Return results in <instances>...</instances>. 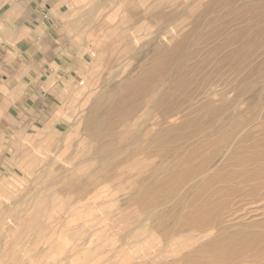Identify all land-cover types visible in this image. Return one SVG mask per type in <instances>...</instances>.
I'll return each mask as SVG.
<instances>
[{
    "label": "rangeland",
    "instance_id": "374dc122",
    "mask_svg": "<svg viewBox=\"0 0 264 264\" xmlns=\"http://www.w3.org/2000/svg\"><path fill=\"white\" fill-rule=\"evenodd\" d=\"M155 3L67 0L63 21L48 18L64 69L48 70V97L42 73L35 103L22 85L14 109L0 112V264H264L263 69L235 92L237 81L228 79L226 95L210 103L220 109L206 120L177 115L158 130L149 124L141 149L88 134L91 104L133 68L124 54L108 64L105 46L131 30L147 40L157 20L145 16ZM149 119L162 117L140 109L126 131ZM112 152L114 161H94Z\"/></svg>",
    "mask_w": 264,
    "mask_h": 264
},
{
    "label": "bare ground",
    "instance_id": "6f19581e",
    "mask_svg": "<svg viewBox=\"0 0 264 264\" xmlns=\"http://www.w3.org/2000/svg\"><path fill=\"white\" fill-rule=\"evenodd\" d=\"M248 1L156 0L155 5L145 16L146 20H157L155 30L146 34L147 40L139 35L140 31L131 30L128 35L123 33L108 45L107 42L104 43V46L107 45L104 49L111 54V57L107 59L108 64L113 61L118 62V55L124 54L127 62L132 61L133 68L131 67L132 71L125 80L120 81V77L119 82L116 81L117 84L114 82L115 85L113 84L112 88L96 98L93 104L90 103L92 105L89 109L91 117L83 123L92 140L104 144L108 140L115 139L118 149H123L125 146L142 145L144 136L150 134L149 124L158 130L163 123L172 125V120L177 115H182V120L189 116L205 119L218 112L220 108L210 103L212 99L226 95L227 91L222 89H226L228 79L237 81V85H233L232 88L235 92L243 79L246 78L247 81L250 74L264 70V54L263 56L257 54L262 49L264 51V0ZM132 19L137 21L140 15L133 12ZM187 27L188 29L185 30ZM176 36L180 37L178 41ZM164 40L170 43L171 47L166 48L162 43ZM102 46L100 47L103 49ZM91 53L96 61H102V55L99 57L98 51ZM245 67L249 68L244 75L241 73ZM198 70H206V72L198 76ZM239 72L243 75L242 77L238 76ZM165 76L170 79H167L166 83L162 81L164 84H161ZM111 79L108 78L110 81ZM185 86L188 90L180 98L182 102H175V94L182 92ZM148 94H152V98L155 94L157 96L145 102L144 99ZM167 99H170L169 102L165 101ZM192 101H194L192 104L189 103ZM186 104L191 105L186 106ZM140 109L146 110L150 118L152 114L157 113L162 119H149L148 122L151 121L147 125L143 123L135 130L126 131L128 123ZM185 126L191 127L190 124H185ZM109 134H112L114 139L109 137ZM150 136L159 140L157 143L160 144L161 132L155 131ZM68 145L69 143L65 144L66 151L69 148ZM18 155L19 153L16 152V158ZM117 155V152H112L108 156H97L94 161L102 165L114 161ZM131 155L129 153V158Z\"/></svg>",
    "mask_w": 264,
    "mask_h": 264
},
{
    "label": "crops",
    "instance_id": "0c3cea01",
    "mask_svg": "<svg viewBox=\"0 0 264 264\" xmlns=\"http://www.w3.org/2000/svg\"><path fill=\"white\" fill-rule=\"evenodd\" d=\"M67 0H0V112L13 110L20 100L22 85L30 89L31 102L37 101L38 79L45 75L39 88L48 97V70L64 69L59 48L51 47L57 38L48 30L52 22L63 21ZM47 25V26H46ZM39 75V76H38ZM40 80V79H39ZM45 88V93H42ZM8 102L10 106H3ZM1 116V115H0Z\"/></svg>",
    "mask_w": 264,
    "mask_h": 264
}]
</instances>
